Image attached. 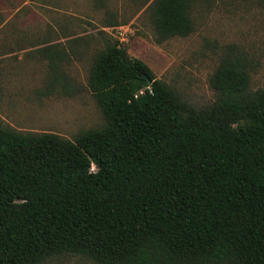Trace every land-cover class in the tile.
Listing matches in <instances>:
<instances>
[{"label":"trees","instance_id":"1","mask_svg":"<svg viewBox=\"0 0 264 264\" xmlns=\"http://www.w3.org/2000/svg\"><path fill=\"white\" fill-rule=\"evenodd\" d=\"M133 1L147 6L162 43L191 34L192 8L208 0ZM37 51L48 68L37 94L71 95V48L45 42ZM251 68L225 50L209 79L214 101L195 108L105 40L87 81L102 126L68 139L0 125V264L64 254L99 264H264V88L250 90Z\"/></svg>","mask_w":264,"mask_h":264},{"label":"rangeland","instance_id":"2","mask_svg":"<svg viewBox=\"0 0 264 264\" xmlns=\"http://www.w3.org/2000/svg\"><path fill=\"white\" fill-rule=\"evenodd\" d=\"M191 16V34L156 43L149 9L133 0H0V125L68 139L102 126L104 118L87 81L93 58L108 39L144 61L195 108L214 101L209 79L231 47L250 61V90L264 88V0L198 2ZM108 19L117 25L106 27ZM45 42L71 48L63 66L76 86L71 95L37 94L48 73L47 59L37 51ZM41 264L99 263L64 254Z\"/></svg>","mask_w":264,"mask_h":264}]
</instances>
